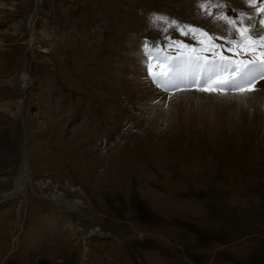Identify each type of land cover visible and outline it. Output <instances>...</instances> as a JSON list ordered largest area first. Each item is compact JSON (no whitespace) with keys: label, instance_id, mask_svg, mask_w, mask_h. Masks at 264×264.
<instances>
[{"label":"rangeland","instance_id":"1","mask_svg":"<svg viewBox=\"0 0 264 264\" xmlns=\"http://www.w3.org/2000/svg\"><path fill=\"white\" fill-rule=\"evenodd\" d=\"M39 2L0 0V264H264V100L202 112L185 91L190 124L152 126L114 76L125 71L138 91L150 66L156 73L174 56L170 77L194 88L197 68L181 59L236 60L228 37L240 34L218 17L242 21L255 39L260 3ZM140 47L160 49L159 64L142 62ZM216 73L206 67L198 86ZM169 83L151 84L175 90ZM50 194L82 202L86 219Z\"/></svg>","mask_w":264,"mask_h":264},{"label":"bare ground","instance_id":"2","mask_svg":"<svg viewBox=\"0 0 264 264\" xmlns=\"http://www.w3.org/2000/svg\"><path fill=\"white\" fill-rule=\"evenodd\" d=\"M40 2L38 0V3H40ZM262 28H264V25ZM261 36H264V30H263V33L261 34ZM144 47H146V46H144ZM144 47H142V48L140 47V50L138 52L137 57H139V59H141L142 62L143 61L144 62H150L151 60H155L156 64H159L160 55L162 54V53H160V49L151 48V47L150 48H144ZM259 51L260 50H257V59H259V55H258ZM163 56H165V58L162 59L163 60L162 64L164 65V69H165L166 68V62H167V60H169V58L166 55H163ZM184 56H186V55H184ZM251 58H252V53L251 52H245L243 55L236 58V60L237 59L238 60L239 59L248 60ZM233 60L236 61L235 59H233ZM176 61H173L169 65V67L170 66L175 67L174 65H175ZM0 63L3 65L4 68L8 65V63L6 62L5 59H3L2 62H0ZM180 63H181V65L185 64V67H192V66H189L187 64L186 58H185V61L181 59ZM233 65H234V67H237L236 66L237 64L233 63ZM132 68L135 69V66ZM181 68H184V67H181ZM162 69L157 70L156 73L158 74L159 73L158 71L161 72ZM186 69H189V68H186ZM121 71H120V74L115 75L117 73L116 72L114 74V76L116 77L118 82H121L124 80L123 82L126 86L123 87V85H121V83H120V84H118V87L125 88L123 90V92L126 94L127 99L131 98L133 100H137V103L140 104V106H138V107L142 110V113H143L142 120H144L145 123L152 125V126H158L161 122H167V123L179 122L182 124V123H186V121H188V120H189V122H187L186 124L189 125L190 120L192 119L191 113L194 110L193 101L195 103H198V108L202 112H206V111L210 110L211 107H214L215 104H222L223 101L229 100L231 98H237L238 102L246 109L259 107L260 103L264 100V78H262L258 74V72H256V69H253V68L250 71L248 70L247 74H245L243 76H241L242 70L239 71V73L237 74V77L234 78V81L240 82V80H242V81L246 82V80L249 79L251 76L254 77L255 75H257L259 77V82H257V80H256L255 82H253V85L257 84L258 87L254 88L255 86H253V85L251 87L246 86V88L244 90L232 91V92H228L226 89H224V88L230 86L231 83H227L226 86L223 89H220L219 91H207V89L212 87V83H211L212 80L209 81V85L207 87H205V86L198 87V85L195 83L193 85L195 87L191 88V87L183 86L184 83L182 84L181 81L179 80V78L177 76H174V75H172V77L170 78V80L168 82H171L169 84H172L173 86L178 85L179 87H176L175 90L174 89L170 90V92H169V90L167 92L161 91L159 89L160 87L158 85L153 86L151 84L153 79L152 80L150 79L151 81H148L149 85L146 86L145 88L141 87L140 89H138V91H134V92L130 91L129 92L128 90L133 89L132 84L125 81V77L127 78L128 75L125 73V71L124 72H121ZM174 73L176 74V72H174ZM140 74H142V73L140 72ZM114 76H112V78L110 77L111 81H112V79L115 80ZM28 77L29 76H28V73L26 71L23 74L22 78H23V80L28 81ZM23 80H21V81H23ZM139 80H141V79H139ZM231 80H233V79H231ZM13 82H14V78L12 80H10V83H13ZM188 82L189 81L185 82V84L188 85L189 84ZM25 84H27V83L25 82ZM157 87H159V88H157ZM161 88H163V87L161 86ZM192 90H194L193 93H191V95H193V101L190 104V99H191L190 94H188L185 91L189 92ZM195 97L197 99H195ZM110 99L112 100L113 98L111 97ZM21 103L22 102L18 103V107L21 106ZM114 109L116 111L117 108H114ZM114 109H112V112ZM262 112L264 113V110H262ZM23 174H24V171L19 173L18 179L21 178ZM28 177H30V176H28ZM29 180H31V179H29ZM2 182H5V179L0 178V183H2ZM49 196L52 197V199L54 198L53 200L56 201L58 204H60V205L64 204L65 208L69 209L70 211H77L78 212L77 214H79L81 218L86 217L85 214L87 212L84 210L86 207L79 200L74 202L77 204L76 205L73 203V201L71 202L68 199H66V196H64V197L62 195L57 196L56 194H50ZM96 231H97V229L92 230V232H96ZM100 233H101V231H100ZM100 233H99V235H100ZM79 237L80 236H78L76 238L78 240L83 238V237L82 238L81 237L79 238Z\"/></svg>","mask_w":264,"mask_h":264},{"label":"snow or ice","instance_id":"3","mask_svg":"<svg viewBox=\"0 0 264 264\" xmlns=\"http://www.w3.org/2000/svg\"><path fill=\"white\" fill-rule=\"evenodd\" d=\"M246 2L249 4V6H254L258 2L260 3V7L256 9L257 13H260L264 11V0H246ZM209 5V0H204V2L201 3L200 7L202 9L207 10ZM220 7H223L222 5ZM211 14V13H210ZM241 16H245L246 14L241 13ZM224 19L228 24L230 25H236V31L240 34V38L237 40L231 36L228 37V42L236 46V51L234 52V55H243L245 52H251L252 53V58L248 60H239V61H231L230 58H226L221 56V61L227 60L229 63H235L240 66L241 71V76L247 74L248 70L250 68L253 69H259V75L264 78V51H259V59H257V49H264V36L258 37V38H253L251 36V31L252 29L249 28L248 26H244L243 22L241 21L240 25H237V22L234 18H229L227 15L221 14L220 17ZM250 18V17H249ZM160 19H165V18H160ZM171 24H176V21H170ZM260 24L264 25V19L260 20ZM189 31L193 32H201L202 35L204 36H211L210 33L202 32V30L199 29H192L190 26ZM213 39L215 37H212ZM179 43V42H177ZM147 47V46H146ZM201 62L204 63L205 67H211V68H221L224 71H228L229 69L224 65V64H217L215 61H208L206 57L202 56H195V57H189L187 60V63L189 66H195L197 69L201 68ZM238 68H231L232 72H236L240 70ZM176 69L172 66H170L167 70H163L157 74L155 72H152L151 66L149 67V71L152 74L153 80L156 81L160 86H164L169 80H170V75L169 73L172 71H175ZM216 75H219V73H216ZM213 79V76H209L208 80L211 81ZM254 79V78H253ZM253 80H249L248 83H252ZM227 83H231L234 87H240L243 88L244 85H236L234 80H228L225 81L224 79H221L218 83V87H213L207 89L208 91H217L220 89H223ZM177 87H179L177 85ZM254 90V89H253Z\"/></svg>","mask_w":264,"mask_h":264},{"label":"flooded vegetation","instance_id":"4","mask_svg":"<svg viewBox=\"0 0 264 264\" xmlns=\"http://www.w3.org/2000/svg\"><path fill=\"white\" fill-rule=\"evenodd\" d=\"M142 207H144L143 205H142ZM79 230V229H78Z\"/></svg>","mask_w":264,"mask_h":264}]
</instances>
